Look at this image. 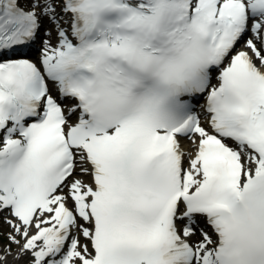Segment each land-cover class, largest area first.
<instances>
[{
    "label": "snow or ice",
    "instance_id": "1",
    "mask_svg": "<svg viewBox=\"0 0 264 264\" xmlns=\"http://www.w3.org/2000/svg\"><path fill=\"white\" fill-rule=\"evenodd\" d=\"M45 21L0 59V264H264V0H0V57Z\"/></svg>",
    "mask_w": 264,
    "mask_h": 264
},
{
    "label": "bare ground",
    "instance_id": "2",
    "mask_svg": "<svg viewBox=\"0 0 264 264\" xmlns=\"http://www.w3.org/2000/svg\"><path fill=\"white\" fill-rule=\"evenodd\" d=\"M46 22V21H45ZM47 23V22H46ZM47 37L44 35L43 41L44 39H46ZM51 39L53 40V42H55V34H53V36L51 37ZM43 47V44H42ZM244 48V43L241 45V47H239V50ZM73 119H75V117H73ZM182 143L187 147L189 146L190 142L187 139H183Z\"/></svg>",
    "mask_w": 264,
    "mask_h": 264
},
{
    "label": "rangeland",
    "instance_id": "3",
    "mask_svg": "<svg viewBox=\"0 0 264 264\" xmlns=\"http://www.w3.org/2000/svg\"><path fill=\"white\" fill-rule=\"evenodd\" d=\"M48 25V24H47ZM0 231L6 233L7 231H9L8 227H5L2 220H0Z\"/></svg>",
    "mask_w": 264,
    "mask_h": 264
}]
</instances>
